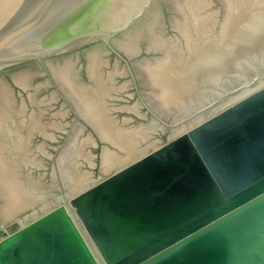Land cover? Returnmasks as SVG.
<instances>
[{
    "label": "water",
    "instance_id": "water-1",
    "mask_svg": "<svg viewBox=\"0 0 264 264\" xmlns=\"http://www.w3.org/2000/svg\"><path fill=\"white\" fill-rule=\"evenodd\" d=\"M49 61L0 80V264H264V0H0V73Z\"/></svg>",
    "mask_w": 264,
    "mask_h": 264
},
{
    "label": "flooded vegetation",
    "instance_id": "flooded-vegetation-1",
    "mask_svg": "<svg viewBox=\"0 0 264 264\" xmlns=\"http://www.w3.org/2000/svg\"><path fill=\"white\" fill-rule=\"evenodd\" d=\"M101 44V43H100ZM80 55L81 53H73L71 55H68L67 57H59V58H55V59H58L59 60V64L60 62L62 61L64 64L65 62H69V60L73 59L72 57L73 56H76V55ZM112 54V52H111ZM114 55L116 58H118L114 53L112 54ZM119 59V58H118ZM54 60V59H53ZM51 62V63H50ZM52 66H54V64H52V61H49L46 63V67H42L40 66L38 63H29V64H22V65H18V66H15V67H11V68H8V69H5L4 71H2L0 73V80L4 81L10 88V90L12 91L13 93V96L15 98V100L17 101V103H21L22 100L25 101L28 106L29 105V92L32 91V90H29V91H26L24 90L23 88H21L19 85H17L14 80H13V75L19 71H22V70H26V69H35V70H38V71H41L42 72V76L43 77H46V79H48L49 75L48 73L51 72V68ZM128 69V68H127ZM41 76V75H40ZM86 77V75H85ZM88 78V77H87ZM34 85V84H33ZM55 91L57 90L56 88H54L53 86L49 87V89L47 90H43L42 93L44 91H46L48 94H50V91ZM60 103V102H59ZM58 104V103H57ZM61 104V103H60ZM59 107V106H58ZM57 107V105L55 104V102L53 103V108L52 109H49V112H55L54 110H60L59 108ZM31 110V107H28V112ZM65 110H67V108H65ZM66 119V118H65ZM61 121H62V124H63V129L62 131H57L55 129H50V132L53 133V136H54V139H51V138H48V139H45L44 136L40 135V134H36L34 137H33V140H32V145L33 147H37V145L39 144H42V143H46V149L47 151L51 154V155H57V152L59 150H61L63 147H64V144L66 142V139L67 137L69 136L68 132H70L71 130V126H70V123H67L64 121V119L61 118ZM61 123V122H60ZM68 125V126H67ZM66 130V131H65ZM56 131L59 133L58 135H56ZM40 159H43L44 160V163L45 165L47 166V171L48 173L52 170V158H48L44 155H40L39 156ZM29 214V213H28ZM24 217V216H23ZM28 217V216H27ZM15 225H19V222L18 221H15L11 224H9L6 228H3L1 227L0 225V234H3L7 231V229H11L12 227H14Z\"/></svg>",
    "mask_w": 264,
    "mask_h": 264
}]
</instances>
